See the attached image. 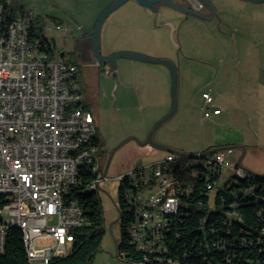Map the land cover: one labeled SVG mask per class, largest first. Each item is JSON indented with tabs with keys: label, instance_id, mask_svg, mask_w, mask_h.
<instances>
[{
	"label": "built area",
	"instance_id": "1",
	"mask_svg": "<svg viewBox=\"0 0 264 264\" xmlns=\"http://www.w3.org/2000/svg\"><path fill=\"white\" fill-rule=\"evenodd\" d=\"M189 1L201 9L198 0ZM3 8L0 1V188L6 189V196L0 198V237H6L10 227L27 226L22 237H31V245H24L33 248L29 264H48L70 251L74 230L88 223L71 194L82 170L88 171V156H95L96 166L103 168V180L110 178L105 175V159L93 155L95 118L80 103L77 64L49 56L40 40L29 33L27 14L15 17L4 28ZM102 73L107 77L113 70L104 64ZM211 91L201 93L204 118L221 112L212 106ZM197 162L210 165L206 178L216 177L214 192L208 193L211 206L219 186L252 173L233 163L222 150L199 151ZM172 164H185L187 173L197 176L193 162L171 152L138 165L141 174H134V167L118 174L129 175L124 198L132 213L130 242L145 252L166 250L171 216L178 212L182 195L192 191L185 177L162 176V167ZM133 182H145V189L133 190ZM141 209H148V217H141ZM4 248L0 246V254ZM117 255L120 264H143L123 252Z\"/></svg>",
	"mask_w": 264,
	"mask_h": 264
},
{
	"label": "rangeland",
	"instance_id": "2",
	"mask_svg": "<svg viewBox=\"0 0 264 264\" xmlns=\"http://www.w3.org/2000/svg\"><path fill=\"white\" fill-rule=\"evenodd\" d=\"M111 1L22 0L28 22L32 21L34 25L43 28L46 36L51 41L54 40L56 51L71 50L74 36L91 30L100 12ZM132 1L123 3L104 19L99 34L102 52L118 46L122 37L137 33L132 26L127 29L117 27L122 19L146 18V12L133 5ZM213 1V5L220 11L210 20L175 16H170L167 20L175 29L169 35L166 47L170 49V60L178 71L177 110L155 130L152 139L185 153H198L214 140L235 141L242 138L252 145L258 140H264V118L260 113L253 114V127L245 133L236 122L232 127L220 129L209 118H204L200 111L201 92L204 88H213V84L207 82L211 70L209 63L219 64V52L225 48L239 49L238 39L242 34H261L259 38H262L261 46H264V1ZM203 11L204 9L200 10ZM160 19L158 15L152 14V25H159ZM58 20L61 21L59 26ZM110 22L113 23L110 26L112 31L108 32ZM64 28L67 32L63 31ZM253 46L252 49L256 48ZM119 60V64L131 61L126 58ZM130 67L128 63L123 65L122 81L116 83L103 76L96 68L83 72L85 78H92L93 81L87 91V98L95 108L97 130L103 140L101 156L108 163L105 175L110 178L102 179L96 188L101 200L105 235L90 264L121 263L117 255L120 238L117 195L120 181L114 178L133 167H141L138 165L165 156V152L156 148L150 150L144 142L155 123L171 109L169 69L165 73L158 67H153L134 77L130 73ZM139 86H143L144 90ZM215 94L212 90V95ZM249 148L250 153L242 165L264 175V156L260 155L261 151L255 146Z\"/></svg>",
	"mask_w": 264,
	"mask_h": 264
},
{
	"label": "trees",
	"instance_id": "3",
	"mask_svg": "<svg viewBox=\"0 0 264 264\" xmlns=\"http://www.w3.org/2000/svg\"><path fill=\"white\" fill-rule=\"evenodd\" d=\"M0 1L4 6V28L15 17L27 14L22 0ZM29 33L40 40L42 49L49 56L53 54V45L44 36L41 26L31 21ZM185 160L193 162V170L198 173L193 178L187 173V165H169L168 176L185 177L192 185V191L182 195L178 212L171 216L166 250L161 252H145L130 242L128 226L132 213L124 198L129 181L128 178L120 181L117 251L130 260L143 261V264H264V175L252 172L229 179L218 187L211 206L208 193L214 192L216 177L206 178L205 172L210 169L197 162L199 159L185 156ZM80 176L71 194L83 208L88 223L74 230L70 251L53 257L48 264H90L100 249L105 229L101 200L96 192L97 175L88 165V171L82 170ZM0 264H29L22 232L16 226L6 232Z\"/></svg>",
	"mask_w": 264,
	"mask_h": 264
},
{
	"label": "crops",
	"instance_id": "4",
	"mask_svg": "<svg viewBox=\"0 0 264 264\" xmlns=\"http://www.w3.org/2000/svg\"><path fill=\"white\" fill-rule=\"evenodd\" d=\"M127 1H132V0H127ZM173 1L183 6L188 5L187 4L188 0H173ZM246 1L252 2L250 0H246ZM211 2L214 3L213 0H211ZM260 2H253V3H260ZM131 3H133V5H135L136 7H140L141 9H143V11L146 12L145 13L146 18L143 19L137 18L130 20L122 19L121 22L117 24V27L121 26L120 27L121 29H127V27L129 28L130 26H132L133 29H136L137 33L133 32V34L122 37V39L119 40L118 46H113L108 51L102 52L99 46V50L102 55H107L113 51L126 50L156 58H167L170 60L171 53H170V49H167L166 43L169 35H172V32L175 30L174 27L167 21L170 18V16H175L179 18L203 19L191 13L175 10L162 1L157 2L156 12L148 7H144L140 5L135 1H132ZM219 11L220 10L216 8L217 15ZM200 13L204 14L205 16H208L210 15V10L207 8ZM152 14H156L158 15V17L161 18L159 25L156 24L152 25L151 23ZM57 23H58L57 25L59 26L61 24V21L58 20ZM109 24L110 25H108V29H107L108 32L112 31L110 29V26L113 25V23L110 22ZM91 30L90 29L87 31L85 30L84 32H86V35L84 36H82V33L81 34L77 33V35L74 36L72 42V48L69 51H56V44L54 40L51 41L46 36V33H44V36L53 45L54 49H53V54H51V57L55 59L64 57L68 61L77 64L78 68L76 74V82L78 84V88L81 93L80 103L84 108L91 110L94 114L95 108L91 106L90 101L87 98V91L89 89V86L93 85V81L92 78L89 79L85 78L83 72L87 69H91V68L93 69L95 67L80 61L79 58L77 57L78 52L92 53L91 41H90L91 37L89 36V32ZM64 32H67V29H65ZM259 36H261V34H251V35L242 34V36L238 39V41L240 42L239 49L232 50L225 48V50L219 52V54L217 55L218 63H219L218 65L209 63V65L211 66V70L208 73L207 82L208 83L211 82L210 84H213V88L211 87L208 88H211V90L216 92V94L213 96L214 100L212 106L221 109V112L219 114L209 119L218 128L228 127V126L232 127V124L236 122L238 123L239 125L238 127H240L241 131L244 132V130L246 131L253 127L252 121L254 119L253 118L254 113H260L264 118V46H261L262 38L260 39ZM84 37L87 38L85 39ZM252 45L256 46V48L252 49L251 47ZM120 58L131 59V61L120 62L119 64ZM125 63H128L131 66L130 73L134 77H136L140 73L146 72L147 70L153 69V67H158L161 71L163 72L165 71V73H167V69H169L166 64L161 62H151L141 59L119 57L115 60V69L113 70V74L107 76V78H110L114 83H116L117 81L121 82L123 78V65ZM96 69L103 75L102 69L99 68ZM170 82H171V73H170ZM139 88L144 90L143 86H139ZM208 88H204L203 91ZM202 102L203 99L201 95V102L199 106L201 112H202L201 110ZM247 121H249V124H247ZM95 124H96V119H95ZM96 131H97V136L99 137L100 140V144L102 145L103 140L99 136L97 125H96ZM245 133H247V131ZM144 145L147 146L150 150H153V148L162 150L163 152H165V155L169 153V151L151 146L150 144H146L145 142ZM251 146H255L258 149V151H261L260 155L264 156V140H258L256 144L252 145L246 143V139L244 140L242 138L241 139L237 138L235 139V141L214 140L213 143H211L208 147H206L201 151L211 150L217 147H224L222 151L228 156V158L233 163L238 164L239 166L255 173L254 171L248 169V167H244L242 165L244 159L250 153L249 147ZM102 150L103 149H101L100 153L102 152Z\"/></svg>",
	"mask_w": 264,
	"mask_h": 264
},
{
	"label": "water",
	"instance_id": "5",
	"mask_svg": "<svg viewBox=\"0 0 264 264\" xmlns=\"http://www.w3.org/2000/svg\"><path fill=\"white\" fill-rule=\"evenodd\" d=\"M127 0H112L98 15L94 26L92 30L89 32L90 41H91V50L94 56V59L98 62L101 63H108L112 70L115 69V60L119 57H127V58H132V59H141V60H146V61H151V62H161L164 63L168 66L170 73H171V93H172V106L169 112L159 119L153 128L151 129L150 133L148 134L145 143L150 144L151 146L161 148L163 150L169 151L171 153L177 154V155H182V156H187L190 158L197 157V153H185L176 149H173L171 147H168L163 144H159L157 142H154L152 139V135L155 132V130L163 123L165 122L168 118H170L177 110V88H178V73L176 66L174 63L167 59V58H156L152 56H147L143 55L140 53L132 52V51H126V50H120V51H113L107 55H102L99 50V34H100V28L101 25L104 21V19L118 6H120L122 3H124ZM140 5L144 7H148L156 12V4L157 2H165L168 4L170 7H172L175 10L186 12V13H191L197 17L209 20L212 19L215 16L216 13V8L211 2V0H202L207 8L210 10V15L205 16L204 14L200 13L199 10H196L191 4H188L187 6L180 5L173 0H133ZM252 2H260L263 0H250ZM224 147H217L213 148L208 151H218L222 150Z\"/></svg>",
	"mask_w": 264,
	"mask_h": 264
},
{
	"label": "bare ground",
	"instance_id": "6",
	"mask_svg": "<svg viewBox=\"0 0 264 264\" xmlns=\"http://www.w3.org/2000/svg\"><path fill=\"white\" fill-rule=\"evenodd\" d=\"M101 151V144L99 142V137L95 135V143L93 148V155H100ZM197 157H193L194 159H199V153H197ZM187 157V156H186ZM190 158V157H188ZM208 169H210V165L202 162ZM88 165L91 166V171L95 172L97 175L96 184L100 183V181L103 179V168L100 166H96L95 162V156H88ZM168 166L162 167V176H168ZM134 174H141V167H136L134 169ZM248 174V173H247ZM247 174H242V176H246ZM124 178H128L129 181V175H118V180L122 181ZM210 187V186H209ZM145 189V182H133V190H143ZM0 195L6 196V189L0 188ZM141 217H148V209H141ZM22 233H27V226H19ZM6 237H0V246H5ZM23 243L24 245H31V237H23ZM25 252L28 258V262L32 260L33 257V248H25Z\"/></svg>",
	"mask_w": 264,
	"mask_h": 264
},
{
	"label": "flooded vegetation",
	"instance_id": "7",
	"mask_svg": "<svg viewBox=\"0 0 264 264\" xmlns=\"http://www.w3.org/2000/svg\"><path fill=\"white\" fill-rule=\"evenodd\" d=\"M198 1L201 3V9L202 10L207 9L206 4L202 0H198ZM187 4H191L189 0L187 1ZM215 15H216V13H215ZM84 35H86V32L83 31L82 36H84ZM84 38L86 39L87 37H84ZM77 57L79 58L80 61L85 62L86 64L91 65L95 68H99V69H102L104 64H108V63H101V62L99 64H96V60L94 59L93 53H91V52H89V53L78 52Z\"/></svg>",
	"mask_w": 264,
	"mask_h": 264
}]
</instances>
